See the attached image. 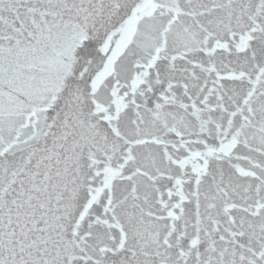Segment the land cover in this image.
Segmentation results:
<instances>
[{
  "label": "snow or ice",
  "instance_id": "6c2138e0",
  "mask_svg": "<svg viewBox=\"0 0 264 264\" xmlns=\"http://www.w3.org/2000/svg\"><path fill=\"white\" fill-rule=\"evenodd\" d=\"M0 264H264V0H0Z\"/></svg>",
  "mask_w": 264,
  "mask_h": 264
}]
</instances>
